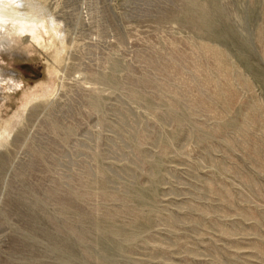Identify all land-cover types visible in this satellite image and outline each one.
<instances>
[{
	"label": "rangeland",
	"instance_id": "obj_1",
	"mask_svg": "<svg viewBox=\"0 0 264 264\" xmlns=\"http://www.w3.org/2000/svg\"><path fill=\"white\" fill-rule=\"evenodd\" d=\"M36 4L70 46H0V124L56 90L0 148V264H264V0Z\"/></svg>",
	"mask_w": 264,
	"mask_h": 264
},
{
	"label": "bare ground",
	"instance_id": "obj_2",
	"mask_svg": "<svg viewBox=\"0 0 264 264\" xmlns=\"http://www.w3.org/2000/svg\"><path fill=\"white\" fill-rule=\"evenodd\" d=\"M37 0H0V46H9L24 35L37 44L38 47L49 50L61 46L54 58L53 73L57 75L58 66L63 62L64 53L68 52L69 39L64 41L58 21L49 18L53 12L50 7L37 8ZM55 17V16H54ZM59 19V17H58ZM61 21V20H60ZM62 28V27H61ZM26 39V40H27ZM56 90L51 86L33 93L15 114L0 124V148L8 142L13 130L19 125L28 109V106L37 100H47Z\"/></svg>",
	"mask_w": 264,
	"mask_h": 264
}]
</instances>
